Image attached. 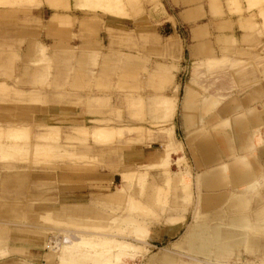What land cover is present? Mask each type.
Segmentation results:
<instances>
[{"label": "rangeland", "instance_id": "rangeland-1", "mask_svg": "<svg viewBox=\"0 0 264 264\" xmlns=\"http://www.w3.org/2000/svg\"><path fill=\"white\" fill-rule=\"evenodd\" d=\"M85 9L90 14L96 9L109 13L122 27L105 28L100 18L107 16L97 18L101 31L96 36L90 34L89 41L97 37L101 41L106 35L109 46L86 65L40 60L35 66L43 73L40 91H17L19 78L8 77L15 60L3 65L0 48V74L5 70L6 80L13 82L11 87L0 84V130H18L16 142L22 143L16 146L10 137L0 136V264H57L60 260L64 264H105L108 257L113 264H240L243 257L239 249L244 250L248 264H263L264 229L253 227L264 226V216L255 220L264 212V205L252 218L251 197L242 193L248 202L240 213L243 224H227V215L238 214L217 215L212 227L223 235L212 238L208 234V251L187 250L186 232L210 227L201 222L199 213L182 237L186 251H178V243L148 245L152 226L182 223L185 211L193 206L192 181L182 146L174 141L173 120L178 121L179 104L176 96L169 97L170 90L175 83L180 85L181 96L190 80L208 82L210 76H191V69L208 72L211 65L192 66L187 29H181L183 70L174 79L177 50L168 45L169 40L155 36V32L170 31L161 24L164 20L173 21L163 11L161 0H85ZM42 48L40 51L45 50ZM104 51L107 57L101 53ZM51 109L65 114L71 122L39 121ZM17 110L28 116L21 118ZM48 126L58 127L54 130H58L61 142L43 137ZM100 127L112 130L93 133ZM161 139L164 155L158 166L131 167L132 144L158 148ZM50 140L60 147L51 151L58 153L56 157L49 149L46 152L35 146ZM166 162L169 166L163 165ZM121 173H128L126 185L121 182ZM181 175H188L189 180L180 185ZM262 199L263 195L258 197ZM229 233L233 235H226ZM166 256L167 262L162 261Z\"/></svg>", "mask_w": 264, "mask_h": 264}, {"label": "crops", "instance_id": "crops-1", "mask_svg": "<svg viewBox=\"0 0 264 264\" xmlns=\"http://www.w3.org/2000/svg\"><path fill=\"white\" fill-rule=\"evenodd\" d=\"M161 4L173 21L164 20L161 24L170 31L155 32V36L169 40L168 45L177 50L174 79L183 70L184 53L179 52L181 29H187L192 66L211 65L208 72L191 69V76H210L208 82L190 80L181 96V87L175 83L169 95L177 97L179 104L178 121L173 120L174 141L182 146L192 181L193 206L185 211L182 223L152 226L147 240L150 247L179 243L178 251L183 252L186 247L181 239L194 222L195 214L202 216L203 224L213 226L214 218L224 212L236 193L251 197L249 214L252 218L264 205V0H161ZM96 10L95 14L86 11L85 0H2V60L3 65L15 60L13 73L7 75L14 80L19 78L18 92L40 91L37 89L43 73L35 67L40 60L57 65L66 61L86 65L88 59L94 61L96 53L109 46L106 35L101 41L98 37L89 41L90 34L96 36L101 31L97 18L107 16L100 18L105 28L122 27L121 22L109 13ZM41 46L44 51H40ZM101 53L104 57L108 55L106 51ZM5 73L4 70L0 74V84L11 87L13 82L6 80ZM186 88L197 93L189 111L183 106ZM203 100L209 104L204 109ZM53 106L64 107L49 105L48 108ZM50 111L39 121L69 120L63 113ZM20 112L22 110H17V115ZM132 117L131 112V125ZM158 145L155 148L149 144L147 147L132 144L131 167L139 170L157 165L164 155L162 139ZM261 195L263 199L258 200ZM263 216L264 212L260 213V217ZM188 247L190 251L192 247ZM239 250L243 257L240 264H248L244 250Z\"/></svg>", "mask_w": 264, "mask_h": 264}, {"label": "bare ground", "instance_id": "bare-ground-1", "mask_svg": "<svg viewBox=\"0 0 264 264\" xmlns=\"http://www.w3.org/2000/svg\"><path fill=\"white\" fill-rule=\"evenodd\" d=\"M120 1V0H119ZM44 48V47H43ZM42 48V49H43ZM45 49V48H44ZM43 51V50H42ZM193 90L190 88H187V90H186V94H185V96H184V98H183V106H184V108L186 109V110H190L192 107H193V101L195 100V97H193ZM165 105V104H164ZM201 106H202V108L204 109L205 107H207V106H209V104L208 103H206L204 100L202 101V104H201ZM200 113V112H199ZM201 114V113H200ZM19 116L21 117V118H25V117H27L28 116V114L26 113V112H21L20 114H19ZM59 120V119H58ZM58 120H56L57 122H58ZM251 121V120H250ZM60 123H63V122H60ZM185 124V123H184ZM240 124V123H239ZM154 126H156V125H154ZM186 127V126H185ZM54 128H56V129H58V127H49L48 126V130L45 132V134H44V136L43 137H46V138H52V140H54V141H56V142H58L57 140H59L60 141V137H59V134H58V130H54ZM239 128V127H238ZM47 129V128H46ZM105 130H107V132H109L108 130H112V128H110V127H100V128H97V130L95 129V131H93V133H96V132H100V131H105ZM106 132V133H107ZM170 132V131H169ZM93 133L91 132V137H92V135H93ZM241 133V132H240ZM1 134H3V135H5L6 136V138L8 139V137H10L9 139H12L13 140V143L12 144H14V145H16V146H22V143H19V142H16L18 139H17V136L20 134V132L18 131V130H15V129H11V130H6V131H3V130H0V136H1ZM102 134H104V133H102ZM169 134V133H168ZM259 134V133H258ZM94 136V135H93ZM107 136V135H106ZM170 136V135H169ZM41 137V136H40ZM53 137H55V138H53ZM166 137H167V134H166ZM5 138V139H6ZM30 138V137H29ZM168 138H171V137H168ZM64 139V138H63ZM4 140V139H3ZM46 140V139H45ZM52 140H50V142L51 143H38V144H35V146L36 145H40L41 147H42V149L43 150H46L47 149V151L46 152H48V149H49V151H50V153H51V151L53 150V152L56 150V149H58V150H60V147H59V145H55V144H53L52 143ZM67 140V139H66ZM46 141H49V139L48 140H46ZM64 141V140H63ZM69 141V140H68ZM103 141V140H102ZM55 142V143H56ZM61 142V141H60ZM59 143V142H58ZM0 144H3L2 143V141H1V143ZM13 145V146H14ZM30 145H34L33 143H30ZM3 146H5V145H3ZM9 146H11V145H9ZM169 148V147H168ZM201 148V147H200ZM55 149V150H54ZM192 150H193V148H192ZM56 152H57V150H56ZM55 152V154H58V153H56ZM212 152V151H211ZM59 153H62L61 151H59ZM208 153V152H207ZM54 153H51L50 155H55ZM53 157V156H52ZM55 157H56V155H55ZM165 157H167V156H165ZM168 158V157H167ZM166 159V158H165ZM162 161H164L163 159H162ZM167 163V162H166ZM161 165V164H160ZM163 165H168V163L167 164H164L163 163ZM158 166V165H157ZM169 166V165H168ZM167 166V167H168ZM257 170V169H256ZM235 176V175H234ZM127 179H128V173H121V182L123 183V184H125L126 185V183H127ZM186 179H188L189 180V177H188V175H181V177L178 179V184H184V182H185V180ZM239 180V179H238ZM214 182H215V180H213ZM235 181V180H234ZM233 183V182H232ZM214 184V183H213ZM237 185V184H236ZM212 186V185H211ZM210 186V187H211ZM179 187V186H178ZM241 187V186H240ZM213 188V187H212ZM216 188V187H215ZM209 190V189H208ZM212 191V190H211ZM213 195V194H212ZM231 197V196H230ZM229 197V198H230ZM247 202V200H245V198H244V196H242L241 195V193H236V194H234L233 196H232V198H231V204L228 206V207H226L225 208V210H223L224 211V213H230V214H238V215H233L232 217H228V222H227V224L228 225H232V226H234V225H236V224H238V225H242L243 224V220H244V216L243 215H241L240 213H242V211H245L246 210V208H247V205H248V202ZM148 211V210H147ZM201 216V215H200ZM128 219V218H127ZM126 219V220H127ZM260 220V219H262L259 215H258V217L257 218H255V220ZM115 221V220H114ZM135 222V221H134ZM115 223V222H114ZM143 223V222H142ZM137 227H138V225H137ZM136 227V228H137ZM135 228V229H136ZM253 229L254 230H256V229H264V226L263 227H260V225H257V226H254L253 227ZM141 230V229H140ZM139 230V231H140ZM206 231V232H205ZM205 231H203L202 229H200V228H196V231H194V228H192V229H189L187 232H186V235H185V240H187L188 242H189V245L192 247V249L190 250V251H195V253L197 252V253H204L205 251H208L207 250V246L209 245V243H210V240L207 238V237H212V238H217L216 236H221V235H223V234H221L222 232L217 228V227H212V226H210V227H207V229H205ZM146 232V231H145ZM207 232H209V233H207ZM134 233V232H133ZM146 234H147V232H146ZM210 236H209V235ZM145 234H143V236H144ZM205 235H207V236H205ZM226 235H229L230 237H231V235H233L232 233H229V234H226ZM146 237V236H145ZM182 240V239H181ZM227 240V239H226ZM224 241V240H223ZM233 242V241H232ZM175 245L177 244V243H174ZM253 243L251 242V245H252ZM122 245V244H121ZM177 245H180L179 243L177 244ZM116 246V245H115ZM123 246V245H122ZM174 246V245H173ZM117 247H119V249H121V248H123V247H120V246H117ZM139 247V246H138ZM224 247V246H223ZM141 248V247H140ZM173 249V248H172ZM171 249V250H172ZM142 250V249H141ZM188 251H189V247H188V249H187ZM123 251V250H122ZM168 251H170V250H168ZM189 251V252H190ZM119 252V251H118ZM117 252V253H118ZM219 252V251H218ZM115 257V256H114ZM110 259V260H109ZM167 256L166 257H163L162 258V261H165V262H167ZM105 260V259H104ZM104 260H103V262H104ZM106 262L108 263V264H111L112 262V260H111V257H108V258H106ZM49 262V261H48ZM64 261L63 260H60V262H58L57 264H64L63 263ZM102 261H100V263H101ZM106 262H105V264H106ZM174 262H176V261H174ZM50 263V262H49ZM49 263H47V264H49ZM169 263V262H168ZM82 264V263H81ZM86 264V263H85ZM103 264V263H102ZM113 264V263H112ZM115 264V263H114ZM189 264H195V263H189Z\"/></svg>", "mask_w": 264, "mask_h": 264}]
</instances>
